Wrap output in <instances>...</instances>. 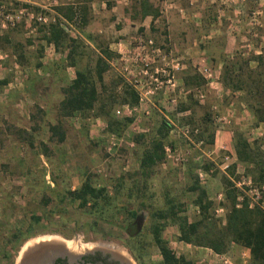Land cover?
<instances>
[{
	"label": "rangeland",
	"instance_id": "374dc122",
	"mask_svg": "<svg viewBox=\"0 0 264 264\" xmlns=\"http://www.w3.org/2000/svg\"><path fill=\"white\" fill-rule=\"evenodd\" d=\"M148 2L157 11L152 19L140 17L138 0H0L7 11L25 8L40 12L45 23L57 16L53 9L56 5L87 7L85 25L67 22L69 36L80 41L78 50L82 54L75 66L62 60L65 51L42 40L40 25L26 16L13 27L0 30H7L32 54L18 64L10 48L0 47V82L5 81L0 83V264H14L21 249L40 238L62 239L74 252L113 249L126 254L133 264H139L134 254H139L146 264H159L161 257L148 234V211L165 204L163 191L167 187L169 195H176L184 203L181 214L188 220L195 218L197 209L186 189L191 173H196L198 184L212 202L214 217L221 222V176L244 191L249 204L258 200L259 194L255 197L243 183L250 180L244 175L243 166L237 163L233 174L229 171L235 162L232 133L241 132L251 142L264 135V123H259V127L254 123L243 103L237 101L238 93L232 95L221 84L219 70L222 56L235 50L256 54L244 51L240 45L249 43L261 49L264 0ZM95 55L106 62L102 73L106 90H111L118 80L117 87L112 88L116 100L109 107V115L132 118L121 133L105 131L100 116L89 113L82 118L75 113L63 118L65 137L56 142L47 138L46 124L37 123L43 126L36 127L35 139L42 140L49 149L42 154L30 150L15 130L8 134L3 131L4 122L29 130L33 126L30 114L36 120L40 116L36 107L45 110L47 122H54L61 88L74 77L75 68H89L93 74ZM193 74L199 75L202 84L186 88L183 77ZM122 84L136 92L133 105L118 102ZM95 85L101 89L97 82ZM180 104L187 109L178 110ZM162 119L169 125L166 132L160 130ZM137 134L144 136L138 139ZM161 134H165V161L155 167L150 179V207L138 210L131 220L132 223L138 218L140 225L138 231L132 230L133 236H128L117 222L108 225L97 220L94 224L92 215L78 208L76 202H42L45 184L54 186L56 182L58 187L73 189L86 174H91L94 184L104 185L110 193L119 175L127 177L137 169L143 143L161 139ZM205 161L211 163L212 173L199 168ZM189 162L198 167L186 172ZM259 205L264 208V200ZM56 206L62 212L50 213ZM32 216H39V221L32 222ZM120 216L122 213L118 221ZM177 233L173 223L161 232L175 256L183 255L195 264H220L219 255L225 256L229 264L248 262L247 250L236 244H230L225 253L216 254L176 240Z\"/></svg>",
	"mask_w": 264,
	"mask_h": 264
},
{
	"label": "trees",
	"instance_id": "16d2710c",
	"mask_svg": "<svg viewBox=\"0 0 264 264\" xmlns=\"http://www.w3.org/2000/svg\"><path fill=\"white\" fill-rule=\"evenodd\" d=\"M137 5L140 17L150 16L152 19L157 15L156 9L148 0H138ZM53 9L57 15L53 21L34 23L40 25L42 40L52 44L56 50L65 51L62 60L68 65L75 66L82 52L78 50L79 39L69 36L67 22L80 27L85 25L87 7L84 4H67L56 5ZM6 31H0V47L10 48L16 62L24 63L27 60L26 55L32 54L25 50L22 42L13 40ZM28 44L29 41L26 45ZM102 53L107 56L105 50ZM105 69L106 62L98 55H95L93 74L89 68H75L74 77L61 88L62 96L58 100L54 122H47L44 118L45 110L36 107L40 116L36 120L35 116L30 114L33 126L29 130L14 126L12 128L4 122L3 131L8 134L10 130H15L20 136L19 139L30 150L42 154H47L49 149L42 140L35 139L36 127L43 126L37 123H45L47 138L56 142H62L65 137L63 118L75 113L80 114L82 118L90 115L89 113L93 116H100L104 119L105 131L121 133L132 118L116 119L109 115V107L116 100L112 94V88L117 87L118 80L113 82V87L111 86V90L107 91L102 79ZM219 75L221 84L232 95L238 93L237 101L243 103L245 109L253 117L254 123H264V44L256 54L252 52L245 54L235 50L230 55L222 56ZM1 82L5 83L4 80ZM95 82L100 85V90L97 89ZM200 84H202V79L197 74L183 77V85L186 88L188 85L198 87ZM136 101V92L130 86L122 84L118 102L133 105ZM186 109L187 106L182 104L178 107V110ZM160 128L166 132L169 128L168 122L162 119ZM164 135L161 134V139L152 138L149 142L143 143L137 169L127 177L119 175L110 193L106 191L104 185H95L91 174H86L73 189L58 187L56 182L54 186L45 184L46 193L41 198L42 202L47 204L50 200H54L61 205L66 201L76 202L78 208L92 215L94 224L97 220L108 225L117 222V226L133 236L129 227L131 220L138 210L150 207L151 194L147 192L150 179L155 167L165 161L162 140ZM143 136V134L135 135L138 139ZM211 140L210 134L209 143ZM34 141H37V144ZM232 149L235 162L231 164L229 174H233L235 164L243 166V173L250 178L251 187L258 191L259 197L256 204L250 205L247 194L235 187L230 179L221 176L223 201L220 204L224 209L223 222H221L220 219L214 217L212 202L208 199L205 190L198 184L196 173H191V181L186 189L192 194L191 203L197 209V216L188 220L185 215L181 214L184 203L176 195H169L166 187L167 190L163 191L165 204L148 211V234L151 243L155 245L161 257L159 264H195L183 255L175 256L162 238L161 232L168 223L177 226L176 240L178 241L208 248L216 254L225 253L230 244H236L247 250V264H264V208L259 205V202L264 200V135L249 142L243 133L234 132L232 133ZM197 167V164L189 162L185 169L189 172ZM211 167V163L205 161L199 168L204 172L212 173ZM132 203L135 206H131ZM60 210L62 209L56 206L50 213H60L62 212ZM121 213V219L118 221ZM39 219V216H32V222H38ZM12 237L17 236L13 234ZM134 256L139 264H146L139 254H134Z\"/></svg>",
	"mask_w": 264,
	"mask_h": 264
},
{
	"label": "flooded vegetation",
	"instance_id": "af4514ba",
	"mask_svg": "<svg viewBox=\"0 0 264 264\" xmlns=\"http://www.w3.org/2000/svg\"><path fill=\"white\" fill-rule=\"evenodd\" d=\"M138 218L130 224L131 230L134 232L139 230ZM133 234V233H132ZM129 236V234H128ZM28 251V250H27ZM14 264H133L130 257L120 251L115 252L110 250H85L76 251L70 250L66 252L57 251L55 253L48 252L47 256L37 258L32 254L23 251Z\"/></svg>",
	"mask_w": 264,
	"mask_h": 264
},
{
	"label": "built area",
	"instance_id": "2783aa9c",
	"mask_svg": "<svg viewBox=\"0 0 264 264\" xmlns=\"http://www.w3.org/2000/svg\"><path fill=\"white\" fill-rule=\"evenodd\" d=\"M23 16H26L29 20H33L38 23H45V17L42 16L40 12L33 13L31 11H26L25 8H20L13 11H7L3 8V6L0 4V30H5L8 28L13 27L20 18ZM141 100V97L139 98V101ZM110 148H107L109 150ZM245 185H247L248 190L250 188L252 189L253 193L255 194V197H258L257 190L255 188L251 187V183L249 179H246L245 182H243ZM253 200V199H252ZM256 204V202H254ZM263 203V202H262ZM262 203L260 204L262 206ZM251 205V204H250ZM221 262L220 264H229L228 259L223 256L219 255Z\"/></svg>",
	"mask_w": 264,
	"mask_h": 264
},
{
	"label": "water",
	"instance_id": "95a60500",
	"mask_svg": "<svg viewBox=\"0 0 264 264\" xmlns=\"http://www.w3.org/2000/svg\"><path fill=\"white\" fill-rule=\"evenodd\" d=\"M78 247V246H77ZM28 250V251H27ZM85 250V249H84ZM26 251L33 256L40 258L47 256L48 252H66L70 251L65 244V241L62 239H53V238H40L39 240L32 241L31 243L26 244L20 251V256Z\"/></svg>",
	"mask_w": 264,
	"mask_h": 264
},
{
	"label": "crops",
	"instance_id": "0c3cea01",
	"mask_svg": "<svg viewBox=\"0 0 264 264\" xmlns=\"http://www.w3.org/2000/svg\"><path fill=\"white\" fill-rule=\"evenodd\" d=\"M241 47H244V51L248 52V51H253L255 53H258L260 51V47L259 46H253V45H249V43H245L243 45H240ZM224 51H228V50H225ZM261 124V123H260ZM260 124H258L257 126L259 127Z\"/></svg>",
	"mask_w": 264,
	"mask_h": 264
}]
</instances>
